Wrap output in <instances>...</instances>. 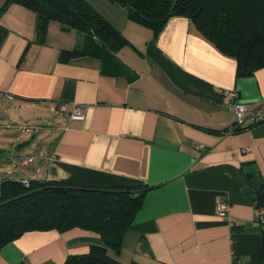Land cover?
I'll return each instance as SVG.
<instances>
[{
	"label": "crops",
	"instance_id": "1",
	"mask_svg": "<svg viewBox=\"0 0 264 264\" xmlns=\"http://www.w3.org/2000/svg\"><path fill=\"white\" fill-rule=\"evenodd\" d=\"M86 1L137 50L114 53L120 68L106 70L88 55L61 62L60 52L81 48L84 35L52 21L39 45L35 13L21 5L0 17L8 30L0 48V183L147 186L120 254L110 253L118 262L260 264L264 237L244 171L264 180V123L223 134L234 115L222 92H237L250 108L264 104V67L236 77V61L185 17L170 18L152 43L123 8ZM73 104L82 120L69 118ZM26 156L35 161L21 165ZM221 201L229 205L224 216ZM102 244L79 228L33 231L3 246L0 264H63Z\"/></svg>",
	"mask_w": 264,
	"mask_h": 264
},
{
	"label": "trees",
	"instance_id": "2",
	"mask_svg": "<svg viewBox=\"0 0 264 264\" xmlns=\"http://www.w3.org/2000/svg\"><path fill=\"white\" fill-rule=\"evenodd\" d=\"M106 1L123 8L129 21L150 30L152 43L170 18L181 16L222 54L236 61V77L251 76L264 67V0ZM12 4L35 13V43L39 45L44 44L52 21L58 22L63 31L84 35L81 48L60 52L61 62L88 55L98 58L104 69L115 70L121 66L115 52L123 47L137 51L86 0H5L0 17ZM7 35L8 30L0 24V48ZM247 129H233L232 134ZM244 180L255 209H264V180L258 184L253 173L247 171ZM148 190L147 186L90 187L50 180H29L24 185L20 180L4 179L0 183V250L28 232L62 233L79 228L98 234L103 244L92 245L86 253L70 254L63 264H123L110 253L120 254L122 237ZM257 221L264 237V222ZM260 264H264V241Z\"/></svg>",
	"mask_w": 264,
	"mask_h": 264
},
{
	"label": "built area",
	"instance_id": "3",
	"mask_svg": "<svg viewBox=\"0 0 264 264\" xmlns=\"http://www.w3.org/2000/svg\"><path fill=\"white\" fill-rule=\"evenodd\" d=\"M222 96L228 102L227 108L234 115V123L232 124V126L228 127V130L225 131L223 134H230L232 133L233 129L251 128L253 126L264 123V104L256 108H250V106H248L247 104L239 101L238 94L235 91L224 90L222 92ZM59 111L66 112V106L59 105ZM69 118L73 120H82V107L80 105H73ZM23 132H25L26 134H32L34 132H37V129L33 127H25L23 128ZM33 161V157L26 156L20 159V164L27 165L32 163ZM20 181L24 185L28 184L27 180L23 179ZM228 209L229 205L226 201H221L218 203L217 212L219 215L224 216ZM255 214L256 218L264 222L263 208L256 209Z\"/></svg>",
	"mask_w": 264,
	"mask_h": 264
},
{
	"label": "bare ground",
	"instance_id": "4",
	"mask_svg": "<svg viewBox=\"0 0 264 264\" xmlns=\"http://www.w3.org/2000/svg\"><path fill=\"white\" fill-rule=\"evenodd\" d=\"M94 8H95V7H94ZM73 105H74V104H73ZM72 107H73V106H72ZM58 108H59V107H58ZM38 130H39V129H38ZM36 133H37V132H36ZM36 133H35V134H36ZM34 161H35V160H34Z\"/></svg>",
	"mask_w": 264,
	"mask_h": 264
},
{
	"label": "water",
	"instance_id": "5",
	"mask_svg": "<svg viewBox=\"0 0 264 264\" xmlns=\"http://www.w3.org/2000/svg\"><path fill=\"white\" fill-rule=\"evenodd\" d=\"M262 195H264V192L262 193Z\"/></svg>",
	"mask_w": 264,
	"mask_h": 264
},
{
	"label": "rangeland",
	"instance_id": "6",
	"mask_svg": "<svg viewBox=\"0 0 264 264\" xmlns=\"http://www.w3.org/2000/svg\"><path fill=\"white\" fill-rule=\"evenodd\" d=\"M31 120H33V119H31ZM34 121H36V120H34Z\"/></svg>",
	"mask_w": 264,
	"mask_h": 264
}]
</instances>
